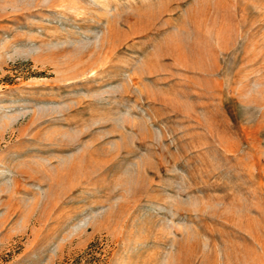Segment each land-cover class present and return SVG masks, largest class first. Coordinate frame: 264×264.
Masks as SVG:
<instances>
[{"label":"rangeland","instance_id":"374dc122","mask_svg":"<svg viewBox=\"0 0 264 264\" xmlns=\"http://www.w3.org/2000/svg\"><path fill=\"white\" fill-rule=\"evenodd\" d=\"M0 264H264V0H0Z\"/></svg>","mask_w":264,"mask_h":264}]
</instances>
